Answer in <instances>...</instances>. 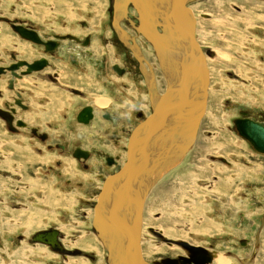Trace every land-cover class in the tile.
Returning a JSON list of instances; mask_svg holds the SVG:
<instances>
[{
    "label": "rangeland",
    "instance_id": "1",
    "mask_svg": "<svg viewBox=\"0 0 264 264\" xmlns=\"http://www.w3.org/2000/svg\"><path fill=\"white\" fill-rule=\"evenodd\" d=\"M112 1L0 2L1 14L7 15V11L9 13V10L13 9L20 22L35 26L38 30L71 33L76 36L89 34L90 41L94 38V43L91 48L90 42L88 48L92 49L94 54L97 53L98 58L106 55L109 64H122L132 68V76L123 74L121 78L127 80L118 81L113 74L105 75L106 69L101 70L102 64L97 63V60L93 59L95 57L84 53L81 62L83 67H72L66 63L65 46L61 45L58 49L61 65L65 67L64 70L73 71V79L77 80H74V85L67 83L65 87L62 86L63 104L67 105L68 109L59 107L57 113L62 118L64 114L61 111L67 110L68 123L62 130L60 140L51 137V143L56 140L63 142L70 137L73 127L76 130L71 114L74 108L86 99L81 101L79 96L71 93L70 88H83L80 90L87 93H104L105 95L92 99L95 105L102 106L103 103L104 106L110 100L112 103H109V106L115 109V112L127 114L124 105L121 106L123 97L128 95L126 83L130 86V91L132 83L129 80L140 79L135 78L138 77V71L130 50L111 31L114 29L111 25ZM188 6L193 17L196 15L197 18L195 36L198 43L204 51L208 50L214 54L211 59H206L209 77L207 107L199 121L196 137L187 152L176 149L175 153L186 157V160L176 169L174 168L178 164L172 166V171L169 170L168 174L165 172L164 177H160L148 189L143 208L141 256L148 264L154 263L155 260L159 262V257L184 255L183 249L187 253L185 255H189L190 245L201 246L208 251L215 250L216 255L221 257H224V253L231 252L238 258H250L246 262L264 264V154L254 151L237 135L232 125V120L239 116L238 110L246 111L256 118L264 117V1L190 0ZM129 7L132 10L130 5ZM91 15L93 18L89 19ZM117 16V21L123 19L120 14ZM131 20L136 24L135 18L132 17L129 20L123 19L120 25L137 38ZM79 21L85 22L86 27L78 26ZM0 25L6 28L5 23ZM75 29H79L83 34L74 33ZM135 42L141 45L136 40ZM97 43L99 44L96 50L94 46ZM143 52L148 62L153 65L157 91L161 93L165 82L157 67L155 55L150 48H143ZM112 80L126 83L122 87L116 82L112 83ZM19 87L21 88L20 85ZM36 92V95H48L45 90L37 89ZM73 98H76V103ZM146 111L143 116L149 113V108ZM35 113L33 111L26 116L30 119ZM123 121L130 122L126 116H123ZM101 122L100 120L94 123L102 125ZM99 129L98 126L91 131L98 132ZM49 131L55 134L59 129ZM0 136V243H3L0 264H109L110 258L106 248L94 236L97 234L92 226L93 222H90L89 213L101 180L112 172L111 167H106L101 162L105 155L114 154V145L106 139L98 138L97 143H100L102 150L99 152L95 146L90 145H93L95 140L89 142V146L87 140H84L83 143L92 148L86 162L88 168L77 165L79 171L71 170L69 173L63 171L62 164L59 165L56 161L63 163L59 159H73L67 154L59 153L54 146L50 151H46L44 143L31 138L26 129L12 134L0 127ZM11 139L22 142H10ZM11 143L17 145L13 146ZM149 143V157L140 175L147 187L151 180L155 179V169L160 167L159 163L168 159L167 157L170 159L173 154V148H168V140L162 135L152 137ZM107 145L112 150L105 148ZM23 149L26 155H23ZM40 149L43 152H40ZM47 152L51 157L37 162V158ZM45 164H50L54 172L45 171ZM75 174L79 175L78 178ZM17 179L20 182H17ZM77 180L81 181L80 196L84 202L81 200V203H73L70 199V202L65 201L63 205L59 203L53 206L49 203L52 195L49 194V189L58 193L65 191L68 194L66 198L69 195L73 199L78 198L75 193ZM16 189L17 194L20 192V197L12 199ZM32 212H35L34 216ZM47 229L58 231V242L69 251L66 256L63 257L61 253L49 249L47 245L27 241L34 232ZM85 237H89L88 243H83ZM74 241H82L83 244L79 242L77 246H70ZM93 247L98 248L97 252L90 251ZM74 250L78 253H72ZM252 254L254 257H251ZM256 258L257 260L253 261ZM231 261V264H243L234 259ZM215 264H218L217 261Z\"/></svg>",
    "mask_w": 264,
    "mask_h": 264
},
{
    "label": "flooded vegetation",
    "instance_id": "2",
    "mask_svg": "<svg viewBox=\"0 0 264 264\" xmlns=\"http://www.w3.org/2000/svg\"><path fill=\"white\" fill-rule=\"evenodd\" d=\"M114 1H115V9H116L114 12L115 17L118 14H120L122 16V17L121 16L120 17L123 18L124 20L125 19L129 20L130 18L133 17V18H135V22H136V24H134L133 20H131V25L133 26V28L135 30V34H136L137 38L133 37L129 33V31H127V29L121 27L120 23L123 21V19H121V18H120L121 22L117 21V23H118L119 27L123 30V32L126 34V37L123 38L121 36V33H120L118 28H114L113 30H111L117 36V38L120 40V42L124 44V46L126 43H128V44L133 43L136 46V49L138 50L137 53L141 54V56H142L141 61L138 62L135 59V57L131 54L132 58L135 61V67L138 71V77H135V78H139L140 81L139 80H137V81L129 80L132 83V84H130L132 86L130 91L128 90V88L130 86L128 87V84L126 82H124L127 79L121 78V76L123 74H131V76H132V68L130 66L122 65V64H120V66H118V64H116V63L109 64L107 61L108 58L106 55H104L102 58H98V56H97L98 54L97 53L94 54L92 52V49L88 48V45L90 44V42H91V45H90L91 48L93 47V43H94V38H93V41H90V35L89 34H87L85 36H76V35H73L71 33H56V32L41 31V30H38L35 26H31L29 24H25L23 22H20L17 19V17L14 15L13 9L9 10V13L7 11V13H6L7 15L0 13V23L6 24L5 25L6 28L2 27L3 25H0V68L2 69V71H4V73L0 72V127L2 129H5L8 133H12V134L17 133L18 130H20V129H26L29 132L31 138L37 139V140H39V142L44 143V147L46 148V151H50L52 149V146H54V148L57 149L59 153L69 155L71 157V159H73L75 162L73 160H69L68 158H63L62 160L59 159L60 162H63V163H59L58 161H56L57 164H59V165L62 164L61 169H63V171L65 170L66 172H69V173L71 170L75 171V172L79 171V170H77V168H79V166H81L82 168L85 167L84 169L88 168V165H86L87 164L86 162H88L89 157H90V153L92 150V148L88 147V146L92 141L94 142V140H95L93 145H92V143L90 145L92 147L95 146L97 151L102 152V150L100 148V143H97L98 138L106 139V140L110 141L112 143V145H114L113 146L114 147V154L112 153V154L105 155L101 164H104L106 167H111L112 170L116 164L121 165L122 162L124 161V158H125V147H126L127 136H128L129 131L133 128L132 124L137 122V120L141 119L143 117V115L146 114V112H147L146 110H148V108L150 107L149 100H151V101L155 100L156 97L160 94L157 91V86L155 83V75H154V71H153V65L150 62H148V60L145 58L146 55H144L143 48H150L153 54H154V52H153L151 45L136 30V28H138L137 13L132 7H131L132 10H130L129 5L126 2L125 3L123 2L124 0H114ZM159 1H161V0H145V1H143V6L146 7L148 10L150 7L153 9H154V7H156V9H159V7H158ZM0 2L2 3L3 0H0ZM187 7H189V6L187 5ZM66 10H68V8H66ZM153 12H155V14H156V10ZM130 16H132V17H130ZM92 18H93V15H91L89 17V19H92ZM118 18H119V16H117V19ZM99 23H100V21H99ZM194 24L196 25V22ZM14 26H21L25 29L33 31L34 35L32 38L37 40V41L22 39L21 37H19L18 33L14 29ZM78 26L86 27V23L83 21H79ZM156 29L158 30V28H156ZM66 30H68V29H66ZM68 31H70V30H68ZM73 32L78 34V35L83 34L79 31V29L78 30L75 29V30H73ZM194 37H195V40L198 42V40L195 36V27H194ZM135 40L137 42L141 43V45L137 44L135 42ZM48 42L53 44L52 47H50ZM43 44H46V46H44ZM98 44L99 43H97L94 46L96 48V50L98 49L97 48ZM61 45L65 46V60H66L67 64H69L72 67L75 66V67L82 68L83 66L81 65V62L83 61V58H82L83 53L86 55H90L92 58L95 57L93 59L97 60V63L102 64L101 70L103 71L104 69H106V72H105L106 76H107V73L110 75L113 74L116 77L121 78V79H119V78L115 77V79H117L118 81L124 80V81H120V82H118L116 80H112L111 82L112 83L116 82V84H120V86H122V87H124L125 83H126V91L128 92V95L126 97H123L122 104H121V106L124 105V108L126 109L127 114L122 115V114L118 113V111L115 112V109H113L112 107L109 106V103H112L110 100L104 106H97L94 104V101L92 99L95 97L97 99V98L101 97V95H105L104 93H99V94L93 93V92L87 93L85 91L80 90L83 88H80V89L70 88L71 93L73 95L79 96L81 101H84V99H86V100L83 103L81 102V104L79 106L75 107L76 111L72 115L71 119L73 120L74 124H76V130L73 127V131L71 132L70 137L65 139L64 140L65 142L64 141L63 142L57 141V140H60L59 137H62V135H61L62 130L65 129L66 124L68 123L66 121V118H67L66 115L68 114V112H67V110H64V111L62 110L63 108L67 107V105L63 104L64 103L63 102L64 95L63 94L59 95V93H55L56 95L53 94V99L55 97H59V100L54 99V101H55L54 104H53V102H50V104H48V101H49L48 99H50V100L52 99L49 95V93L52 91V89L63 90V87H65V85H66V83H65L66 75L68 73H73V71L68 72V71L64 70L63 68H65V67L63 65H61L62 64V61L60 59L61 56H59L60 53L58 52V49L61 48ZM202 51L204 53L205 59L209 60L212 57H214L213 52L207 51L208 53L206 54V51H204L203 48H202ZM115 54L117 55V52H115ZM207 56H208V58H207ZM174 57H175L174 54L169 55V53L166 55V57L165 56L159 57L160 61H159V63L157 62L156 64H157V67H158L160 73H161V68H163V70L166 73H169L172 68L177 67L176 59ZM39 59H43L44 64L39 66V68L37 67V68L31 70L30 72H28L26 74H20L21 71L25 70V67L19 66L15 70V73L19 74V76L13 77V81L11 83V86L8 87L7 81L10 78V75H9L8 71L5 70L6 69L5 67H8L9 65L16 63L17 61H25L26 63L31 64L34 61H37ZM139 63H140V65H142V67L139 65ZM96 65L97 64H95L94 66L96 67ZM94 66H92V67L94 68ZM206 67H207V65H206ZM86 70H87V68H86ZM151 74L153 76V80L150 79ZM208 81H209V77H208ZM43 82H45V83H43ZM74 82H76V81H72V83H74ZM42 83H43V85H42ZM19 85L21 86V88L19 87ZM31 89L35 93H37L36 92L37 89L45 90L46 94H48V95H36ZM121 92H122V90H121ZM207 92H208V90H207ZM28 96H31L36 101L35 107L31 108L26 103V99L28 98ZM114 97H116V94L114 95ZM15 99H19L18 104H16L14 102ZM206 101H207V99H206ZM6 103H8V105L5 108ZM75 103H76V100H75ZM206 104H207V102H206ZM54 106H55V109H57L59 107H63V108H61V110H62L61 112H62V114H64L65 117L63 116L61 118V115H59L57 113V111H55L53 109ZM85 106H90L91 117L86 124H83L79 121L81 118L78 117L79 120L77 119V115H78L79 111L82 110ZM206 107H207V105H206ZM10 108H12V111H10ZM66 109H68V108H66ZM116 110H117V108H116ZM205 110H206V108H205ZM205 110H204V114H205ZM2 111L7 112V114L10 117V120H9L10 122L5 123V121L3 119V118H5V115H4L5 113H3ZM33 111L36 112L35 113L36 115H34L33 118L28 119L26 114H30ZM237 112H238L239 116L234 118V119L245 118V119L250 120L251 122H253V121H256V122L264 121V117L263 118H256L255 116L248 114L246 111H241V110H238ZM7 114H6V116H8ZM57 114L60 117H57ZM123 116H126L127 118H129L130 122L125 123V121H123ZM51 118H52V120L54 119L55 121H59L60 123L59 122L58 123L57 122H55V123L50 122L49 119H51ZM60 118H61V120H60ZM97 120L98 121L101 120L102 125H99V124L97 125L96 123H94L95 121L98 122ZM233 120H232V125H233L235 132L237 133L235 126L233 124ZM39 123H41V124H39ZM98 126L100 127L98 132L93 131L94 132L93 133L91 130L97 129ZM51 129H59V131H58V133L56 132L54 134V133H51L49 131ZM51 137L52 138L56 137L57 140L51 143L50 142ZM240 137H242V136H240ZM1 138L2 137L0 136V139ZM243 139L251 146V144L245 138H243ZM84 140H87L88 146L83 143ZM14 141L15 142L19 141V143L22 142L21 140H12L10 142H14ZM11 145L16 146L17 144L11 143ZM107 147L109 150H112V148H110L108 145L105 148H107ZM251 148L256 152L261 153V152L255 150L252 146H251ZM7 151H9V150L7 149ZM22 151H24L23 155H26L25 149H23ZM40 152H43V151L40 149ZM182 152H187V150L182 151ZM174 153L175 152H173V154ZM176 153L174 156H178ZM173 154H172V156H170V160L173 158ZM262 154H264V153H262ZM42 156L38 157V158L36 157L37 162H39L40 160H44V158H50L51 157L48 154V152ZM167 158H169V157H167ZM53 160H55V159H53ZM93 160H94V158H93ZM166 160H168V159H166ZM185 160H186V157H184L182 159V162L181 163L179 162L178 165L175 166L174 169H176L178 166H181L180 164H183V162ZM165 161H163L162 163L160 162L159 163L160 167L158 169H155L156 170V173L154 175L155 179L153 182L151 181V186H153L155 184L154 182H156V180H159V178L162 177L165 172L167 173L169 170L172 171L170 168L177 164V163H174L172 166L167 167L168 170L165 171L166 169L162 170V167H163L162 164ZM155 162H157L156 159H155ZM77 165H79V166L77 167ZM44 170L48 171V172H54L53 168L50 164H45ZM95 174H97V173L95 172ZM75 175L78 178L79 175H77V174H75ZM98 176H99V174H98ZM16 181L20 182L19 179H17ZM102 181L103 180H101L100 186L102 184ZM33 182H35V181H33ZM66 182H68L67 179H66ZM73 183H74V181H73ZM75 183H77L76 186H78L76 188L77 192H75L76 196H79L78 198L76 197V199H73V197H71L70 195L68 198H66L68 194L65 191L58 193L55 190L49 189V194L50 195L52 194L50 196L51 198L49 200V203L51 202V204H53V206H56L57 204H59V203L62 204L65 201L70 202V199H71V202H73V203H81V200H82V202H84L83 198L80 196V192L82 191V185H80L81 181L77 180V181H75ZM15 186H17V185H15ZM45 187H46V185H45ZM15 191L16 192L11 197L12 199H18L20 197V192L17 194L18 189H16ZM147 192H146V196H147ZM57 194L59 195V197H56ZM146 196L144 198L143 208H144V205L146 202ZM56 198H60V199L56 200ZM95 200H96V194H95ZM95 200H94V202H95ZM107 200H108V194L101 200V203H103V202L105 203V202H107ZM17 209H18V207H17ZM35 212H36V210H35ZM35 212H32L33 213L32 216H34ZM36 214H37V212H36ZM89 214H90L89 215L90 216V222L92 223V217H93L92 207H91V213H89ZM241 215H243V214H241ZM102 218H104V217L102 216ZM263 221H264V217H263ZM27 222H28L27 223V225H28L29 224L28 218H27ZM104 224L102 222L100 227L101 226L103 227ZM141 224L142 225L140 227V241H142V230H143V224H144L143 223V210H142V215H141ZM92 225H93V227H95L97 229V224L95 222H93ZM256 230L257 229H255V231H254L255 233L257 232ZM104 231H105V233L104 232L99 233V231L97 230V232H98V233H96L97 235H94V234H92V235L96 236V239L97 238L99 239V237L101 236V238H100L101 240L100 239L99 240H100V242L102 241L103 245L106 248V252H107V249L110 247V246H108V244H110L112 239H114V240H112V242L116 243V238L113 236L112 239L109 240L111 238V237H109V235H110L109 231H107V230H104ZM106 231H107V233H106ZM108 233H109V235H108ZM258 233H259V231H258ZM258 233H257V235H258ZM105 234L108 235V236H106L107 238L105 236H103V238H102V235H105ZM30 236L27 239L28 242H29ZM56 236H57V241H59L58 234ZM89 237H91V236H89ZM88 238L85 237L83 243L84 242L88 243V241H87ZM104 240H106V241H104ZM255 240L257 241L256 238H255ZM1 241H2V239H1ZM79 242L82 243V241H77V242L74 241V242H72V244H70V246H77L78 244H80ZM90 242H91V240L89 241V244H90ZM94 242H96V240ZM29 243H31V242H29ZM241 243H243V242H241ZM140 244H141V242H140ZM87 247L89 248L90 246L87 244ZM140 247H141V245H140ZM2 248H3V243H0L1 254H3ZM189 248H190V250H189L190 254L189 255H185L187 253L183 249L182 253H184V255L176 254L172 257H168V256L159 257L160 258L159 262L157 260H155L154 263L150 262L149 264H215V261H216V259H215L216 252H214L215 250L208 251V250H206L207 248H204L201 246H199V247L193 246V248H192V246H190ZM158 249H160V248H158ZM97 250H98L97 247H93V248H91L90 251L97 252ZM174 250H176V249H174ZM113 253H114V251H113ZM110 254H111V252H109V255ZM142 254H143V252H142ZM235 255H232L231 252H226L223 254V256L225 258L230 260L229 264L232 263L231 259L237 260V262L241 261V263H243V264H253V262H251V261L246 262L247 260L249 261L250 258L247 259L244 256H241L238 258ZM62 256L64 257V256H66V254H62ZM217 256H219V255H217ZM252 256L254 257L253 254L251 255V257ZM28 257H33V255H28ZM112 258L115 259L116 256L111 257V259ZM1 259H3V258H1ZM143 260H145V259L143 258ZM255 260H257V258L253 259V261H255ZM146 262L148 263V261H146ZM106 264H107V262H106ZM110 264H111V262H110ZM259 264H261V263H259Z\"/></svg>",
    "mask_w": 264,
    "mask_h": 264
},
{
    "label": "water",
    "instance_id": "3",
    "mask_svg": "<svg viewBox=\"0 0 264 264\" xmlns=\"http://www.w3.org/2000/svg\"><path fill=\"white\" fill-rule=\"evenodd\" d=\"M143 1L145 0H124L123 2L136 11L138 21L136 30L151 45L157 62L159 63L161 56L166 57L168 53L174 54L177 67L172 68L169 73L161 68L165 82L163 91L154 101L149 100V113L143 116L128 133L124 161L121 165L116 164L112 172L103 178L96 192V200L92 206V222L97 224V229L93 228L96 233H98L97 230L109 231V237H111L109 240L113 236L116 237V243L111 240L108 244L110 247L107 249V255L109 256L111 249L116 254V258L109 260V264L110 262L111 264H148L139 251L138 229L143 197L151 184L148 189L145 187V181L139 178L138 170L142 169L148 160L151 137L162 135L174 139L182 133L185 139L181 143L168 142L170 144L168 148L180 145V150L185 151L191 146L203 115L206 99L208 80L203 52L193 35V18L189 9L185 7V3L190 0H165L164 3L159 1L156 14L144 7ZM115 10L113 0L111 25L118 28L121 36L125 38L126 34L119 27L117 17L114 16ZM14 29L22 39L35 40L32 38L33 31L21 26H14ZM48 44L50 47L53 45L49 42ZM43 45L46 46V44ZM125 46L140 62L142 56L137 53L136 46L133 43H126ZM205 51L207 54L208 50ZM42 64H44L43 59H39L31 64L17 61L5 67L10 75L7 81L8 87L11 86L13 77L19 76L15 73L19 66L25 67L20 74H26ZM0 72L4 73L1 68ZM150 79L153 80L152 74ZM14 102L18 104L19 99H15ZM7 105L8 103L5 104V108ZM90 110V106H85L79 111L77 119L81 118L79 121L86 124L91 117ZM2 112L5 113L3 118L5 123L10 122L7 112ZM233 124L238 135L245 138L255 150L264 153V121L251 122L245 118H238L233 120ZM159 130H161L160 134L157 133ZM171 163L163 164L162 170ZM107 194L108 200L105 205L100 204ZM102 222L105 224L100 227ZM56 235L55 229L39 230L30 236L29 242L47 245L56 253H68L69 251L56 240ZM72 253H78V251L74 250Z\"/></svg>",
    "mask_w": 264,
    "mask_h": 264
},
{
    "label": "bare ground",
    "instance_id": "4",
    "mask_svg": "<svg viewBox=\"0 0 264 264\" xmlns=\"http://www.w3.org/2000/svg\"><path fill=\"white\" fill-rule=\"evenodd\" d=\"M164 1L165 0H161L160 2L161 3H164ZM261 1H264V0H261ZM188 3H189V1L188 2H186L185 3V7H187V5H188ZM188 8V7H187ZM189 9V8H188ZM119 10V9H118ZM156 10V12L158 11V9H156V7H154V9L153 8H149V11H151V12H153V11H155ZM189 11H190V9H189ZM190 14H191V16H192V18H193V23H194V21L197 19V18H195L196 17V15H195V17H193V15H192V12L190 11ZM206 15V14H205ZM204 16V15H203ZM196 22V21H195ZM194 27H195V24L193 25ZM193 35H194V28H193ZM195 38V37H194ZM197 42V41H196ZM198 43V42H197ZM199 45V44H198ZM199 47L201 48V46L199 45ZM201 50H202V48H201ZM203 52V51H202ZM203 59H204V64H205V69H206V72H207V80H208V70H207V67H206V59H205V56H204V53H203ZM170 60V59H169ZM168 65V64H167ZM208 86H209V81H207V86H206V99H207V89H208ZM206 99H205V106H204V110H205V108H206ZM154 101V100H153ZM101 105L103 106V103H101ZM204 110H203V113H204ZM159 131H161V130H159ZM159 131L157 132V133H159ZM196 136V135H195ZM166 138H167V140H168V142H173V141H178V143H181L182 142V140H184L185 139V137L183 136V134L182 133H180L179 134V137H177V138H170L169 136H166ZM170 138V139H169ZM151 139H152V137H151ZM151 139H149L150 141L149 142H151ZM194 139H195V137H194ZM194 141V140H193ZM193 143V142H192ZM150 144V143H149ZM168 145H169V143H167ZM164 145H166V143H164ZM149 147V146H148ZM167 147V146H166ZM173 148V150H172V152H176L177 150L176 149H180V145H179V147H172ZM189 149V148H188ZM187 149V150H188ZM148 150H149V148H148ZM186 151V150H185ZM151 152H153V153H155L154 151H151ZM157 154V153H156ZM181 154V153H180ZM175 155V153L173 154V158L170 160L169 158H168V160H166L163 164H168L169 162H172L171 164H174V163H179L181 160H182V158H183V156H180V155H178V156H174ZM156 156H158V155H156ZM160 156V155H159ZM161 157H162V155H161ZM158 158H156V160H157ZM158 161V160H157ZM174 161V162H173ZM152 162V161H151ZM146 164V163H145ZM145 164H144V166L142 167V169H140V170H138V175H139V178H140V175L142 174V172H143V170L145 169ZM162 164V165H163ZM176 164V165H177ZM172 166V165H171ZM148 167V166H147ZM151 167V166H150ZM162 167V166H161ZM168 167H170V166H168ZM166 171V170H165ZM156 173V172H155ZM161 174V173H160ZM153 176V175H152ZM141 179V178H140ZM152 182L154 181V179H152L151 180ZM157 181V180H156ZM116 183V182H115ZM114 183V184H115ZM155 183V182H154ZM153 184V183H152ZM151 186V185H150ZM145 187L148 189V187H147V185H145ZM145 188V189H146ZM146 191H148V190H146ZM146 191H145V195H144V197H143V201H142V206H141V214L139 213V229H138V247H139V251H140V254L142 255V247H140V227H141V215H142V210H143V204H144V198H145V196H146ZM104 203V202H103ZM103 203H101V201H100V204H103ZM106 203V202H105ZM104 203V204H105ZM100 233V232H99ZM103 233V232H102ZM104 233H105V231H104ZM106 233H107V231H106ZM57 234H58V231H57ZM108 235H109V233H108ZM107 234H105V235H102V238H103V236H108ZM99 236V235H98ZM104 237V238H105ZM101 238V236L99 237V239ZM107 238V237H106ZM109 238V237H108ZM116 238V237H115ZM56 240H57V236H56ZM101 240V239H100ZM108 240V239H107ZM112 240H114V239H112ZM104 241H106V240H104ZM102 242V241H101ZM42 244V243H41ZM105 244V243H104ZM105 247V246H104ZM113 250V249H112ZM111 250V254L109 255V257H110V259H111V257H113V256H115L116 254L115 253H113V251ZM108 252V251H107ZM142 257V256H141ZM215 259H216V261H217V263L218 264H228L229 262H230V260L229 259H225L224 257H221V256H215ZM253 264H254V262H253Z\"/></svg>",
    "mask_w": 264,
    "mask_h": 264
},
{
    "label": "crops",
    "instance_id": "5",
    "mask_svg": "<svg viewBox=\"0 0 264 264\" xmlns=\"http://www.w3.org/2000/svg\"><path fill=\"white\" fill-rule=\"evenodd\" d=\"M74 80H76V79H73V74L72 73H68L67 75H66V80H65V83L67 84H71V85H74V83H72V81H74ZM56 89V88H55ZM54 92V93H53ZM51 93V94H50ZM49 93V95H50V97L52 98L51 100L50 99H48L49 101H48V104H50V102H53V104H54V99H56V100H59V97H55L54 99H53V94H55V93H59V95H62V93H64L63 92V90H54V89H52V91ZM56 95V94H55ZM64 95V94H63ZM63 99H64V97H63ZM36 101L31 97V96H28V98L26 99V103L32 108V107H35V105H36V103H35ZM52 104V105H53ZM55 111H57L58 109H55V106H54V108H53ZM76 110H75V108H74V111L72 112V114H71V117H72V115L74 114V112H75ZM57 117H60L58 114H57ZM72 120V119H71ZM49 121L50 122H53V123H55V122H59V121H55L54 119L52 120V118L51 119H49ZM72 122H73V120H72ZM73 124H74V122H73Z\"/></svg>",
    "mask_w": 264,
    "mask_h": 264
}]
</instances>
